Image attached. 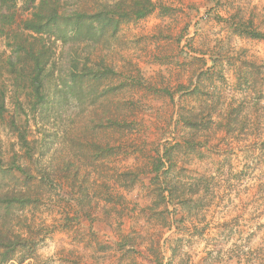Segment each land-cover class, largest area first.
<instances>
[{
  "label": "rangeland",
  "instance_id": "obj_1",
  "mask_svg": "<svg viewBox=\"0 0 264 264\" xmlns=\"http://www.w3.org/2000/svg\"><path fill=\"white\" fill-rule=\"evenodd\" d=\"M146 1L0 39V264H264V0Z\"/></svg>",
  "mask_w": 264,
  "mask_h": 264
},
{
  "label": "trees",
  "instance_id": "obj_2",
  "mask_svg": "<svg viewBox=\"0 0 264 264\" xmlns=\"http://www.w3.org/2000/svg\"><path fill=\"white\" fill-rule=\"evenodd\" d=\"M2 0H0L1 3ZM40 0H30L28 5L25 6V10H30L35 7V11L32 14V18L23 20L21 21L18 29H12V28H7V24H11L10 26H14L15 23H17L16 20V5L14 0H3V2H11V5L6 7L4 10L3 8L0 9V20L4 22L3 27L0 26V39H7V40H12V42H9L10 45H14V47H22L26 51V55L29 56L30 62H31V70L34 74V82L33 85L35 86V82L38 84L42 83V75L43 72L45 71V67L47 64L46 59V38L51 39L52 37H56L58 34V22L60 18L55 15L56 13L52 16H47L44 15L43 11V2L45 0L41 1V4L39 6L35 5L36 2ZM147 4V5H146ZM145 4L146 11L142 12L139 14L140 17L146 15V14H151L154 10L153 3L151 1L147 0ZM3 5V4H2ZM5 7V5H3ZM137 15V16H139ZM57 16V17H56ZM73 17L77 19V24L74 27L75 30L80 29V26L82 23H84L83 17H87L86 14L82 12H75L73 13ZM112 22L115 21V19H111ZM248 30V29H247ZM19 32H22L23 34H34L36 35L39 41V44L37 45H32L30 48H25L23 47L27 41H24V43L19 44V39L22 38V35H19ZM248 36L251 38L255 39H263L264 40V34L259 33L256 31H248ZM36 87V86H35ZM36 92L39 93L38 90ZM2 162V158L0 157V164ZM22 171V169H19ZM17 201H11L12 203H21L23 202L24 199L28 200L27 196L25 195H16L15 196Z\"/></svg>",
  "mask_w": 264,
  "mask_h": 264
}]
</instances>
